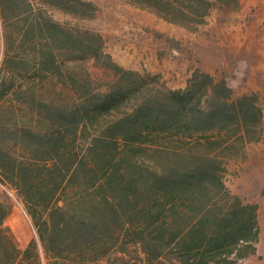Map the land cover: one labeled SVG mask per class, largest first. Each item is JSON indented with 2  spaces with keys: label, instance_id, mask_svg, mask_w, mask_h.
<instances>
[{
  "label": "trees",
  "instance_id": "16d2710c",
  "mask_svg": "<svg viewBox=\"0 0 264 264\" xmlns=\"http://www.w3.org/2000/svg\"><path fill=\"white\" fill-rule=\"evenodd\" d=\"M190 31L240 0H124ZM88 0H0V184L35 237L5 226L0 264H239L258 207L227 166L262 138L263 108L196 70L183 89L118 64L83 25ZM61 18V19H60Z\"/></svg>",
  "mask_w": 264,
  "mask_h": 264
},
{
  "label": "rangeland",
  "instance_id": "374dc122",
  "mask_svg": "<svg viewBox=\"0 0 264 264\" xmlns=\"http://www.w3.org/2000/svg\"><path fill=\"white\" fill-rule=\"evenodd\" d=\"M88 1L99 11L83 25L104 36L118 64L161 75L173 90L185 88L192 73L200 70L225 81L237 97L254 96L263 108L264 140V0H240L237 10L215 9L195 31L124 0ZM243 153L228 164L225 182L232 194L257 205L260 238L256 255L239 264H264V141L248 144ZM5 196L12 202L5 226L24 250L35 229L15 194L0 184V199Z\"/></svg>",
  "mask_w": 264,
  "mask_h": 264
}]
</instances>
